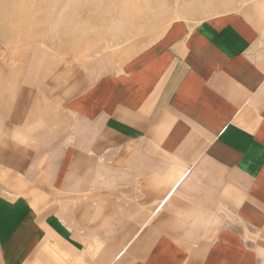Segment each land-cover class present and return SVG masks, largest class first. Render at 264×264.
I'll list each match as a JSON object with an SVG mask.
<instances>
[{
    "label": "crops",
    "instance_id": "1",
    "mask_svg": "<svg viewBox=\"0 0 264 264\" xmlns=\"http://www.w3.org/2000/svg\"><path fill=\"white\" fill-rule=\"evenodd\" d=\"M11 58L0 264H264V0L89 83Z\"/></svg>",
    "mask_w": 264,
    "mask_h": 264
},
{
    "label": "rangeland",
    "instance_id": "2",
    "mask_svg": "<svg viewBox=\"0 0 264 264\" xmlns=\"http://www.w3.org/2000/svg\"><path fill=\"white\" fill-rule=\"evenodd\" d=\"M250 0H0V45L27 65L85 83L116 72L175 21L197 24Z\"/></svg>",
    "mask_w": 264,
    "mask_h": 264
}]
</instances>
